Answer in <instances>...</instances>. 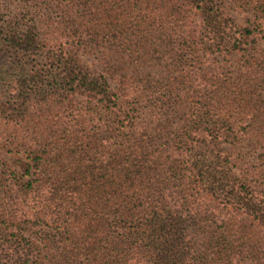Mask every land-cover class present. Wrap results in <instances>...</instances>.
<instances>
[{
  "label": "trees",
  "instance_id": "obj_1",
  "mask_svg": "<svg viewBox=\"0 0 264 264\" xmlns=\"http://www.w3.org/2000/svg\"><path fill=\"white\" fill-rule=\"evenodd\" d=\"M18 8L0 135L25 160L0 175V264H264V29L226 0Z\"/></svg>",
  "mask_w": 264,
  "mask_h": 264
},
{
  "label": "rangeland",
  "instance_id": "obj_2",
  "mask_svg": "<svg viewBox=\"0 0 264 264\" xmlns=\"http://www.w3.org/2000/svg\"><path fill=\"white\" fill-rule=\"evenodd\" d=\"M241 1H240V4L238 5L235 3L236 0H226L227 10L230 16L234 18L235 21L241 26L253 27L256 25L258 29H264V0H241ZM0 2H1L0 3V17H2L1 24L4 25L3 26L4 28H5V25L8 24V22L10 23L12 20L18 21L21 15L26 12L18 8L19 0H0ZM256 34H258L255 36L257 37V40L256 42L253 43V46L255 45V50H257L256 54H258L259 56H262L264 55V32L261 34L259 33H256ZM251 48L252 47H249L247 50V46H244L242 49H236L235 51H233V59L230 62H236V63L242 62L243 60L246 59L244 58L245 53L248 54L250 52H253ZM174 49L176 50V48H173L171 50L170 55H173L175 53ZM196 49H200V48L196 47ZM187 52H192V50L188 49ZM201 53H202V50H200L199 52L193 53V54H196L195 55L196 57L197 55H200ZM10 54H12V52L9 51V47L6 48V51L4 53H0V69L5 68V67L10 68L15 65L14 60L10 56ZM211 54H212L210 55L211 57L213 58L217 57V61H215V64L217 67L218 66L221 67L220 68L221 71H225V72L230 71L232 67H230L229 61L224 60V56H220V55H225V53L219 55V52H215ZM95 55H96L95 52L86 53L85 58L90 64V67L95 69L96 73L98 74L100 72L101 67L100 66L96 67L94 65L93 60L95 58ZM189 57L190 58L192 57V53H190ZM219 57H221V59ZM96 65H97V61H96ZM260 75H262L261 81L262 80L263 81L261 82V85L263 87L264 70L261 71ZM4 87H5L4 83L2 79H0V101L1 102H4L7 100V98H9L8 97L9 94H5ZM262 91L263 89H258L256 94H259V93L261 94ZM256 97L257 99L260 98V96L259 97L256 96ZM261 99H262V103H261L262 105L264 104V96H262ZM257 122H258L257 125L263 124L264 120L260 117V119H258ZM246 124H248V122H246ZM253 125H256V124H253ZM2 142H3V137L0 135V175L6 174L8 177H11L14 180V178H16L17 175L20 174L18 172L17 174L16 173L14 174V172L16 170L20 171L21 163L23 162V160H25V156H18V157L12 156L9 152H7L6 150L2 148ZM222 145H228V142L224 141L222 142ZM258 158H260V156ZM262 159L263 157H261L260 160H258L256 163H259L260 165L264 164V161ZM236 169L240 171L239 168H236ZM0 190H2L1 186H0Z\"/></svg>",
  "mask_w": 264,
  "mask_h": 264
}]
</instances>
